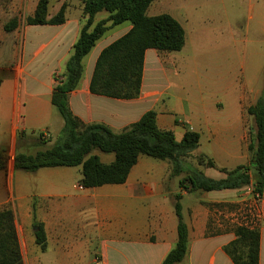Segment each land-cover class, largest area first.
<instances>
[{
	"label": "crops",
	"instance_id": "obj_1",
	"mask_svg": "<svg viewBox=\"0 0 264 264\" xmlns=\"http://www.w3.org/2000/svg\"><path fill=\"white\" fill-rule=\"evenodd\" d=\"M48 1L49 20L65 6L64 23L29 25L26 19L35 15L40 0H0V150H14L15 155L25 153L18 149L19 132L24 138L35 137L29 147L37 151L27 153L32 155L50 148L47 143L60 136L64 121L52 104V94L60 80L56 77L64 74L87 21L84 0ZM182 2L157 0L147 10L150 17H174L185 29L186 43L179 52L146 51L137 98L113 99L90 89L99 55L132 29L126 23L107 31L85 57L80 85L69 93V107L86 125L102 124L114 133L123 132L153 110L158 127L172 131L179 141L188 131L198 132L200 146L185 162L201 151L204 142L202 154L217 168H201L196 162L195 169L201 168L209 178L224 179L221 169L231 170L228 162L241 160V140H250L247 122L253 118L247 109L264 95V65L247 76L246 61L242 62L241 75L231 84L229 65L218 66L213 52H196L204 32L195 30L189 17L180 12ZM107 16L102 12L95 20ZM14 18L19 21L17 29L6 32V24ZM39 36H45L51 46L40 63L37 60L47 44L30 54L26 51ZM224 50L217 55H224ZM46 67L48 75L42 79L39 68ZM31 85L41 91L34 92ZM45 131L48 137L41 142ZM96 151L93 155L104 164L116 159L114 154ZM190 173L184 167L183 173L173 176L170 162L141 155L124 184L87 189L80 185L81 166L26 172L15 169L13 158L0 171V212L5 208L14 212L24 264H162L178 241L175 196L180 195L189 233L188 252L180 264H234L225 250L236 239L234 217L241 208L253 209L249 225L260 231L259 264H264V195L255 202L253 185L187 192L180 181ZM239 203L236 212L230 211L231 204ZM38 224L44 226L46 235L44 252L36 243Z\"/></svg>",
	"mask_w": 264,
	"mask_h": 264
},
{
	"label": "trees",
	"instance_id": "obj_2",
	"mask_svg": "<svg viewBox=\"0 0 264 264\" xmlns=\"http://www.w3.org/2000/svg\"><path fill=\"white\" fill-rule=\"evenodd\" d=\"M157 0H84L83 12L87 21L80 37L73 46V53L66 63L64 74L52 94V104L64 121V127L55 144L36 154L17 152L14 157L16 170L35 172L42 168L82 167L80 185L91 189L108 184H124L141 155L168 161L172 175L184 172V162L200 146V134L188 131L178 141L172 131L161 130L157 125V113L153 110L127 127L114 133L102 124L86 125L69 107V93L76 90L84 74L83 61L107 31L123 24L132 29L105 48L99 55L91 79V92L113 99H135L140 95L144 72L145 53L148 49L159 52H179L186 43L183 26L171 15L150 17L147 10ZM48 0H40L36 13L26 19L29 25H59L65 21V6L52 19H48ZM107 18L96 22L99 13ZM19 25L18 18L10 20L6 32ZM253 118L254 130L250 135L247 165L221 169L224 179H212L197 169L180 181L187 192H205L224 189H241L253 185V194L264 195V95L247 109ZM98 150L114 154L112 164H104L93 152ZM204 168H217L209 158ZM8 166L7 150H0V171ZM254 172V175L251 174ZM181 196H175V212L178 217V241L162 264H180L188 252V227L183 220ZM36 243L44 252L47 249L44 226L38 224ZM236 239L225 247L234 264H259L261 235L258 228L235 224ZM0 264H24L15 228V215L11 209L0 212Z\"/></svg>",
	"mask_w": 264,
	"mask_h": 264
},
{
	"label": "rangeland",
	"instance_id": "obj_3",
	"mask_svg": "<svg viewBox=\"0 0 264 264\" xmlns=\"http://www.w3.org/2000/svg\"><path fill=\"white\" fill-rule=\"evenodd\" d=\"M180 12L184 16L189 17L195 30H203V40L197 45L196 52L204 51L207 53L213 52V59L218 66L229 65L230 75L229 82L233 84L236 75H241L243 64L246 61L247 76L253 74V69L264 65V0H183L180 5ZM48 39L45 36H39L34 44L27 46V53H33L38 50L43 44H47ZM50 44H47V49L38 58L37 62L42 61V56L50 49ZM225 48L224 55H217V52ZM190 53L188 48L187 54ZM40 65V64H39ZM38 69V66L37 68ZM42 79L48 75L47 67L39 68ZM29 69L27 73H29ZM25 79L30 83L29 75H25ZM30 85V84H29ZM264 89V80L262 83ZM34 92H39L35 85L30 86ZM181 116V111H178ZM247 130L249 134L254 130V121L247 122ZM29 134H38V132L29 131ZM48 132L45 131L41 135V142H45L48 137ZM19 132L18 149H24L25 153H34L37 151L36 147L30 148L32 140H36L33 136H26ZM45 137V138H44ZM37 140H40L37 136ZM179 141V138H176ZM57 140L48 142L47 145H53ZM248 142L250 140H241V160L228 162L229 167L234 168L238 165H247L250 161V153L248 150ZM205 143L201 147V151L197 152L195 156L191 157L190 161L184 162V167L191 172L197 170L196 162L208 165L209 157L202 154ZM39 149V148H38ZM99 152V151H96ZM195 152V151H194ZM8 165L12 162L15 156L14 150L7 151ZM189 158V157H188ZM201 167V166H200ZM204 168V167H201ZM199 168V169H201ZM254 175V172H251ZM241 194V192H240ZM244 204H247L246 202ZM243 205V204H242ZM241 207L239 204H231L230 211L236 212ZM9 209V208H5ZM235 226V224H232ZM234 227H232L233 229Z\"/></svg>",
	"mask_w": 264,
	"mask_h": 264
},
{
	"label": "built area",
	"instance_id": "obj_4",
	"mask_svg": "<svg viewBox=\"0 0 264 264\" xmlns=\"http://www.w3.org/2000/svg\"><path fill=\"white\" fill-rule=\"evenodd\" d=\"M255 202H260L262 200V197L260 195H255L254 197ZM254 215V210L250 209H240L237 214L234 217V221L239 224V225H245V226H250V218Z\"/></svg>",
	"mask_w": 264,
	"mask_h": 264
}]
</instances>
